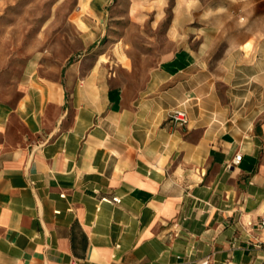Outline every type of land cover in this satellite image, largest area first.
Instances as JSON below:
<instances>
[{
    "label": "crops",
    "instance_id": "crops-1",
    "mask_svg": "<svg viewBox=\"0 0 264 264\" xmlns=\"http://www.w3.org/2000/svg\"><path fill=\"white\" fill-rule=\"evenodd\" d=\"M225 1L158 49L81 0L82 46L0 96V264H264V0Z\"/></svg>",
    "mask_w": 264,
    "mask_h": 264
},
{
    "label": "rangeland",
    "instance_id": "rangeland-1",
    "mask_svg": "<svg viewBox=\"0 0 264 264\" xmlns=\"http://www.w3.org/2000/svg\"><path fill=\"white\" fill-rule=\"evenodd\" d=\"M153 3L157 4L153 9L165 13L163 17L149 16V30L145 33L137 32L138 22L128 14L129 10L140 7L139 0H113L109 7L110 24L121 26L134 45L152 43L158 49L165 43V27L173 24L176 49L190 42L196 44L198 27L205 21L211 27L217 25L219 17L214 11L220 6L229 8L230 4L225 0H154ZM80 6L84 8L81 0H0L1 98L14 95L18 77H23L29 66L45 73H58L69 61L73 49L82 46L77 16ZM73 59L75 56L70 61ZM129 69H136L124 76L132 84L144 77L141 67L129 66Z\"/></svg>",
    "mask_w": 264,
    "mask_h": 264
},
{
    "label": "built area",
    "instance_id": "built-area-1",
    "mask_svg": "<svg viewBox=\"0 0 264 264\" xmlns=\"http://www.w3.org/2000/svg\"><path fill=\"white\" fill-rule=\"evenodd\" d=\"M171 120L179 125H186L189 122V115L188 112L185 109H176L171 113ZM242 155L237 154L232 164H237L241 161ZM120 199L118 197H114L113 201H119ZM262 225H264V219L262 220ZM200 264H210V259L207 258L203 260ZM227 264H232L231 262H228Z\"/></svg>",
    "mask_w": 264,
    "mask_h": 264
}]
</instances>
